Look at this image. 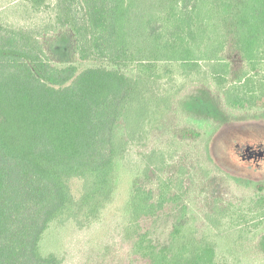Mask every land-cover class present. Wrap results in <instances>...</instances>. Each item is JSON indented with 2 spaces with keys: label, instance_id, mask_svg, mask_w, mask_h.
Returning <instances> with one entry per match:
<instances>
[{
  "label": "trees",
  "instance_id": "trees-1",
  "mask_svg": "<svg viewBox=\"0 0 264 264\" xmlns=\"http://www.w3.org/2000/svg\"><path fill=\"white\" fill-rule=\"evenodd\" d=\"M26 1L35 12L46 4ZM54 11L45 31L69 41V62L54 60L38 27L0 17V264H63L40 248L50 224L99 220L117 163L168 119L179 117L174 137L201 139L212 163L226 122L264 119V0H57ZM180 150L142 154L129 264H264V181L246 205L219 195L195 205ZM196 167L205 185L204 155Z\"/></svg>",
  "mask_w": 264,
  "mask_h": 264
},
{
  "label": "rangeland",
  "instance_id": "rangeland-1",
  "mask_svg": "<svg viewBox=\"0 0 264 264\" xmlns=\"http://www.w3.org/2000/svg\"><path fill=\"white\" fill-rule=\"evenodd\" d=\"M56 1L46 0L42 10L35 12L31 11L26 0H0V17L16 25L38 27L54 60L64 63L72 60L71 44L61 34L45 31V25L54 19ZM78 64L83 68L91 62L79 60ZM245 119L228 121L218 131L209 152L213 163L201 147V139L190 138L185 141L174 137L172 126L179 122V117L168 119L167 125L157 128L142 144L131 145L126 156L117 163L116 191L101 218L84 227L72 220L51 223L40 242L42 253L58 254L63 264H129V232L126 229L129 224V194L145 165L142 154L156 146L164 149L181 148L180 154L188 152L187 164L194 186L192 195L197 200L195 205L199 206L200 201L202 205H208L206 199L215 195L229 202L246 205L256 182L264 181V119ZM203 155L212 170V177L205 185L196 167ZM228 172L249 181L240 185ZM72 187L79 194L81 181L75 180ZM169 222L164 218L158 223L154 236L159 242L166 240ZM221 241L224 248L227 239ZM219 257L223 259L222 250Z\"/></svg>",
  "mask_w": 264,
  "mask_h": 264
}]
</instances>
